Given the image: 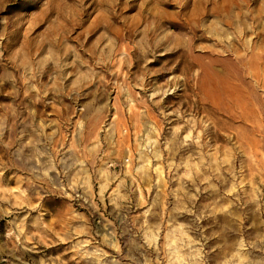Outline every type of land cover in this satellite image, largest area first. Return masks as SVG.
Here are the masks:
<instances>
[{
    "label": "rangeland",
    "instance_id": "374dc122",
    "mask_svg": "<svg viewBox=\"0 0 264 264\" xmlns=\"http://www.w3.org/2000/svg\"><path fill=\"white\" fill-rule=\"evenodd\" d=\"M0 264H264V0H0Z\"/></svg>",
    "mask_w": 264,
    "mask_h": 264
}]
</instances>
